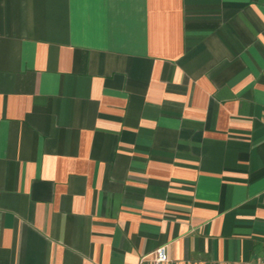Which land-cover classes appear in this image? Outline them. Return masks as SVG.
<instances>
[{"label": "crops", "instance_id": "0c3cea01", "mask_svg": "<svg viewBox=\"0 0 264 264\" xmlns=\"http://www.w3.org/2000/svg\"><path fill=\"white\" fill-rule=\"evenodd\" d=\"M259 264L264 0H0V264Z\"/></svg>", "mask_w": 264, "mask_h": 264}, {"label": "built area", "instance_id": "2783aa9c", "mask_svg": "<svg viewBox=\"0 0 264 264\" xmlns=\"http://www.w3.org/2000/svg\"><path fill=\"white\" fill-rule=\"evenodd\" d=\"M166 245H161L151 253L143 255L137 264H168ZM259 264H264V253L260 258Z\"/></svg>", "mask_w": 264, "mask_h": 264}]
</instances>
